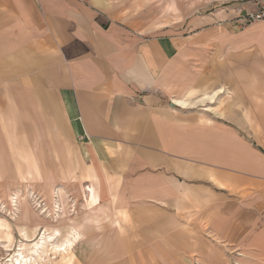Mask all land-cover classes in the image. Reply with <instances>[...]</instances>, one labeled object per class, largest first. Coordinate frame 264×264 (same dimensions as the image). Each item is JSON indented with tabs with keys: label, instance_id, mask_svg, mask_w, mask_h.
<instances>
[{
	"label": "crops",
	"instance_id": "crops-1",
	"mask_svg": "<svg viewBox=\"0 0 264 264\" xmlns=\"http://www.w3.org/2000/svg\"><path fill=\"white\" fill-rule=\"evenodd\" d=\"M122 1L0 0V113L112 197V264H264V25L232 1L153 29Z\"/></svg>",
	"mask_w": 264,
	"mask_h": 264
},
{
	"label": "rangeland",
	"instance_id": "rangeland-1",
	"mask_svg": "<svg viewBox=\"0 0 264 264\" xmlns=\"http://www.w3.org/2000/svg\"><path fill=\"white\" fill-rule=\"evenodd\" d=\"M232 1L125 0L121 4L125 19L132 18L139 24L150 22L153 29L170 27L176 31L173 27L187 26L193 18L208 16ZM163 4L171 6L169 12ZM257 24L263 23L253 25ZM248 51L236 48L233 56L239 58ZM216 54L226 56L218 49ZM216 104L226 105L224 100L205 105ZM9 109L16 111V105ZM17 117L16 112L0 113V149L4 159L0 162V264H13L7 262L8 255L19 252L28 259L27 264H112L115 259L111 255L118 249L114 237L120 231V216L111 207L112 197L102 192L97 195L92 186L94 197L89 198L86 187L92 183L84 181L91 178L88 173L82 177L84 170L74 163L71 147L35 144L32 130L31 135L19 131ZM74 171L80 177H75ZM14 195L19 196V212L27 213L26 219L13 210ZM69 227L77 230L80 240L72 242L71 251H55L53 245L73 241ZM43 232L44 243L35 248Z\"/></svg>",
	"mask_w": 264,
	"mask_h": 264
},
{
	"label": "built area",
	"instance_id": "built-area-1",
	"mask_svg": "<svg viewBox=\"0 0 264 264\" xmlns=\"http://www.w3.org/2000/svg\"><path fill=\"white\" fill-rule=\"evenodd\" d=\"M239 5L237 26L240 30L256 24H264V0H233Z\"/></svg>",
	"mask_w": 264,
	"mask_h": 264
},
{
	"label": "bare ground",
	"instance_id": "bare-ground-1",
	"mask_svg": "<svg viewBox=\"0 0 264 264\" xmlns=\"http://www.w3.org/2000/svg\"><path fill=\"white\" fill-rule=\"evenodd\" d=\"M88 188V192H89V198H92V197H94V190H93V188L92 187H87ZM20 194V193H19ZM18 199H19V196H17V195H14V197L12 198V206L14 207L13 208V210H16L18 213H21V217H23V218H25L26 219V215H27V213H25V214H23L22 212H19V204H18ZM14 200V201H13ZM69 229H70V231H72V237H73V241H69V242H67V241H65L64 243H62L61 245H53V249L55 250V251H61V252H63V253H66L67 252V250H68V248L70 249V251L72 250V247L74 246V243H75V240H76V242L77 241H79L80 240V238H81V235L77 232V230L76 229H74L73 227H69ZM45 233L43 232L42 234H41V237H40V241L39 242H37L34 246H35V248H36V246H37V248L39 247V246H41L44 242H43V239H44V235ZM80 236V237H79ZM49 237V236H48ZM49 238H51V237H49ZM72 242H74V243H72ZM31 250H34L33 248L31 249ZM20 250H18V252H19ZM32 252H35V250L34 251H32ZM16 254V253H15ZM14 253H13V255L11 256V254H9L8 255V259H7V262H9V263H11V261L12 262H14L13 264H27V262H28V259L25 257V256H23L20 252L19 253H17L16 255H15ZM29 260H30V258H29ZM12 264V263H11Z\"/></svg>",
	"mask_w": 264,
	"mask_h": 264
}]
</instances>
